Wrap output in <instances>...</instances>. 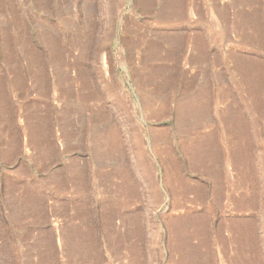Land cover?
Masks as SVG:
<instances>
[{
  "label": "rangeland",
  "instance_id": "374dc122",
  "mask_svg": "<svg viewBox=\"0 0 264 264\" xmlns=\"http://www.w3.org/2000/svg\"><path fill=\"white\" fill-rule=\"evenodd\" d=\"M0 264H264V0H0Z\"/></svg>",
  "mask_w": 264,
  "mask_h": 264
}]
</instances>
